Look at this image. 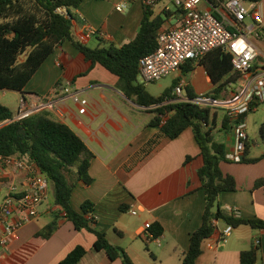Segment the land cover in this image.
<instances>
[{"label": "crops", "instance_id": "1", "mask_svg": "<svg viewBox=\"0 0 264 264\" xmlns=\"http://www.w3.org/2000/svg\"><path fill=\"white\" fill-rule=\"evenodd\" d=\"M122 1L85 0L72 12L73 39L91 48L102 47L104 43L123 46L132 41L143 20L144 7L136 0L120 13L116 7ZM154 11L160 14L162 10L156 11L155 7ZM175 25L174 17H168L161 30ZM91 29L105 36L91 35ZM259 50L261 54L253 73L264 78V55ZM190 65L188 62L176 72L175 86L184 81L197 97L194 102L201 100V95L209 99L207 95L214 89L211 78L199 62H193L195 73L188 79L185 68ZM200 71L205 74L201 75L205 87L196 76ZM243 83L239 80V87ZM16 93L21 105L23 100L32 114L46 110L52 120L69 126L94 156L89 167L91 184L79 178L76 168L66 173L73 186L70 206L80 212L86 201L92 202L94 212L90 217L96 219V227L107 234L110 244L123 248L134 264H181L191 235L203 223L206 205L198 177L203 159L192 129L173 140L164 136L160 126L149 125L153 116L150 112L157 107L138 105L120 89L119 78L102 66L89 70V64L71 41L55 50L23 93ZM75 95L88 101L86 113H80L79 105L73 100ZM184 98L190 100L188 94ZM209 100L213 104L205 106L214 107L217 113L215 140L224 145L225 154L229 153L235 144V133L233 128L223 130L222 125L232 98L227 103ZM257 110L258 106L250 113ZM250 113L244 118L252 143L248 158H254L252 148L263 150L259 156L263 158L255 164L221 163L223 173L235 178L237 190L221 193L219 202L225 208L238 209L243 219L264 220V187L255 188V183L264 179V141L260 130L259 133L250 130ZM14 115L18 119V114ZM188 157L193 160L187 163ZM27 177L24 171L10 167L0 187V203L8 194L25 191ZM38 211V217L20 230L19 239L1 250L0 264H58L77 246L88 250L79 264H123L120 259L111 261L104 252L92 250L95 235L86 230L77 231L65 218L61 207L55 204L52 184ZM132 211L137 214L133 215ZM56 219L57 230L51 237L43 236L45 228ZM153 223H159L164 233L149 242L147 228ZM223 230L221 223L215 235L204 243L196 264H240L242 252L251 250L256 252L255 264H264V230L242 226L221 242Z\"/></svg>", "mask_w": 264, "mask_h": 264}, {"label": "trees", "instance_id": "2", "mask_svg": "<svg viewBox=\"0 0 264 264\" xmlns=\"http://www.w3.org/2000/svg\"><path fill=\"white\" fill-rule=\"evenodd\" d=\"M84 1L0 0V91L23 93L29 81L55 50L66 41H71L89 64V70L100 65L117 76L120 89L138 105L149 108L173 101L152 110L149 125L160 126L162 134L171 140L189 128L194 133L203 159L198 177L205 193L206 205L203 223L191 235L189 249L182 254L181 264H196L204 243L215 235L221 223L224 226L231 225L234 229L249 226L264 230V220L237 217L219 202L221 193L237 190V182L221 169V163L230 161L226 159L224 145L215 140V108L195 103L197 97L190 88H186L190 102H178L172 96L175 86L156 98L138 82L140 60L157 49L159 32L171 13L164 9L162 13L165 19L161 14H156L154 9L143 6L144 17L132 41L123 46L104 43L102 47L90 48L75 41L72 33V12ZM245 1L256 3L261 0ZM191 63L185 72L192 71ZM199 64L205 68L214 85L207 98L214 102H228L232 98L230 86L241 78L234 71L232 56L222 50H215L201 59ZM259 104L253 102L249 112L240 116V121ZM5 123L0 128V156L26 160L48 177L54 189L55 204L61 207L65 218L73 223L77 231L86 230L95 235L93 251L104 252L111 261L120 259L123 264H134L123 248L110 244L107 234L96 227V219L90 217L94 212L92 202L86 201L80 212L70 206L73 186L69 184L66 173L76 168L85 184L89 185L93 181L89 167L94 156L86 143L69 126L52 120L46 110L15 120L13 112L0 103V125ZM233 126L227 116L222 125L223 130L229 131ZM260 137L264 141V124L260 127ZM251 146L248 139L242 163L254 164L263 158H248ZM192 160L188 157L187 163ZM263 187L264 179L255 183L256 189ZM121 209L124 207L121 206ZM57 227L56 219L45 228L42 235L51 237ZM147 232L157 239L163 235L164 228L159 223H153L148 226ZM87 254L86 248L77 246L58 264H79ZM256 260L255 250L245 251L241 254L240 264H255Z\"/></svg>", "mask_w": 264, "mask_h": 264}, {"label": "built area", "instance_id": "3", "mask_svg": "<svg viewBox=\"0 0 264 264\" xmlns=\"http://www.w3.org/2000/svg\"><path fill=\"white\" fill-rule=\"evenodd\" d=\"M136 0H123L116 7L117 12L126 11ZM143 6L154 9L160 0H138ZM176 11L169 7L165 10L174 17L176 25L161 30L158 47L140 60V76L146 83L159 81L182 69L188 62H200L207 54L222 50L232 56L234 71L241 75L244 83L233 92L231 104L227 105V115L233 122L235 144L226 159L233 163H242L248 141L247 126L240 116L249 112L253 102H264V78L253 73L254 64L260 57L257 42L264 40V0L248 3L245 0H169ZM178 9V10H177ZM251 19V24H247ZM91 35L104 37V33L91 29ZM186 83L180 81L173 89L174 101L190 102L183 97ZM73 100L79 105L80 113L87 111L88 101L77 95ZM165 101L156 107L169 104ZM200 105H211L209 99L196 101ZM227 103V102H226ZM33 112L27 110L22 100L18 119ZM15 167L27 173L28 186L21 193L8 194L0 203V252L12 241L19 239L24 225L38 217L39 207L48 198L50 181L37 166L17 157L0 156V187L8 169ZM239 217L238 209L228 208ZM136 215V211H132ZM234 228L225 226L220 241L225 242ZM147 240H156L148 236ZM259 245V241H257Z\"/></svg>", "mask_w": 264, "mask_h": 264}, {"label": "rangeland", "instance_id": "4", "mask_svg": "<svg viewBox=\"0 0 264 264\" xmlns=\"http://www.w3.org/2000/svg\"><path fill=\"white\" fill-rule=\"evenodd\" d=\"M165 7H169L173 12L176 11V7L175 5L170 2L169 0H160L159 4L156 6V11H163L165 9ZM161 11V15L163 18L166 19L165 14L162 13ZM247 24H251V19H247ZM174 23V21H173ZM257 45H259V48L261 49V51L263 52L264 55V40L259 41L257 43ZM91 48V47H90ZM264 59V56H263ZM83 63V62H81ZM194 71L192 72H185V76L188 79H191V77L194 75ZM178 73H173L159 81L156 82H152V83H146L144 81V79L139 76V82L145 87V90L153 97H161L163 96L166 91L170 88H172L173 86H175L176 81L175 79L177 78ZM201 75H203V77L205 76L204 72H198V74L196 75L198 77V79H200L201 83L203 84V86H206L205 80L203 79V77H201ZM239 85L238 83H234L232 86H230L229 91H230V96L233 94V92H236L239 89ZM187 93L186 91H184L183 93V97H186ZM199 98L201 99H205L204 95H201ZM0 102L1 104H3L4 106L8 107L12 112H14V114H18L20 109L22 108V105L20 103V99H19V94H17L16 92H3L0 91ZM220 113H223V109L222 108H218ZM250 117V130L252 132H258L260 130V127L257 126H262V124H264V102H261L258 106V110L255 113H250L249 114ZM253 137V134H252ZM253 138H256V136L254 135ZM251 156L254 158H259V156L261 155V153L263 152V150L258 149V148H252L251 149ZM258 163V162H257ZM255 164V163H254ZM262 180V179H260ZM225 228V226H224ZM152 247V245H150Z\"/></svg>", "mask_w": 264, "mask_h": 264}, {"label": "water", "instance_id": "5", "mask_svg": "<svg viewBox=\"0 0 264 264\" xmlns=\"http://www.w3.org/2000/svg\"><path fill=\"white\" fill-rule=\"evenodd\" d=\"M16 120V119H15ZM7 123L3 124V125H0V128H2L4 125H6Z\"/></svg>", "mask_w": 264, "mask_h": 264}]
</instances>
